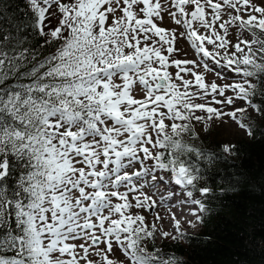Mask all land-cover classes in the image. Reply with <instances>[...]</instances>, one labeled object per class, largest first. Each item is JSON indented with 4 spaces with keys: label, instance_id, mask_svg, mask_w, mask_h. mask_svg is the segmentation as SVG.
I'll return each mask as SVG.
<instances>
[{
    "label": "snow or ice",
    "instance_id": "snow-or-ice-1",
    "mask_svg": "<svg viewBox=\"0 0 264 264\" xmlns=\"http://www.w3.org/2000/svg\"><path fill=\"white\" fill-rule=\"evenodd\" d=\"M24 3L0 0V264H184L155 247L186 233L175 213V234L147 219L144 189L174 182L202 222L199 162L219 153L184 137L225 117L254 135L242 114H264V0ZM164 12L183 31L158 26ZM179 39L198 59L174 58Z\"/></svg>",
    "mask_w": 264,
    "mask_h": 264
},
{
    "label": "trees",
    "instance_id": "trees-1",
    "mask_svg": "<svg viewBox=\"0 0 264 264\" xmlns=\"http://www.w3.org/2000/svg\"><path fill=\"white\" fill-rule=\"evenodd\" d=\"M7 2L10 13L17 6L26 7L24 0ZM248 124L254 135L235 139L233 155L219 152L217 146L223 142L212 135L210 127L198 139L184 137L196 147L219 153L213 164L199 162L202 179L197 188L211 190L202 198L206 211L195 229H182L186 233L182 239H156V248L184 264H264V114L248 117ZM189 158L196 160L191 153L185 157ZM194 195L201 198L199 192Z\"/></svg>",
    "mask_w": 264,
    "mask_h": 264
},
{
    "label": "rangeland",
    "instance_id": "rangeland-1",
    "mask_svg": "<svg viewBox=\"0 0 264 264\" xmlns=\"http://www.w3.org/2000/svg\"><path fill=\"white\" fill-rule=\"evenodd\" d=\"M160 2L162 5V8H168L169 7L170 0H160ZM256 2H258V0H256ZM172 10L174 11L175 9L173 8ZM225 18H227V17H225ZM156 22H157L158 26L164 27L165 29H178V31H183L182 28L177 26L171 20V18L167 15V12L163 13V22L162 23L159 20H157ZM260 39H262V38H260ZM175 46L177 48H179L181 51L174 58L190 59V60L191 59H198V57L194 53V50L190 47V43L187 42L186 40L179 39ZM185 53H187L186 56H185ZM169 70L174 73L177 69L171 68ZM228 75L231 76L232 73H228ZM207 80L208 81L216 80V82L218 84L231 83L232 82L230 79H218L214 73H208L207 74ZM137 92H139V89H137ZM228 94L231 95V92H229ZM241 106H243V102L237 101V107H241ZM197 114H200V113L197 112ZM248 117H256V113L251 108H249L246 113L242 114L243 121L246 124H248ZM225 119L227 120L226 124H223V125L217 127L216 122H213L209 126L211 129L212 135L217 140H220L223 143L232 144L235 141V139H238L240 137H247V133L244 129L239 128L235 122L228 119L227 117H225ZM201 128H202L201 125H199V124L196 125V131L198 133L202 132ZM136 167L138 168L139 165H137ZM132 170L133 169H128L129 172H131ZM156 187L158 188L157 190L160 191L159 196L167 197L168 199L166 202L162 203L161 200H156L154 198L155 196L157 197V194L151 193V191H150L151 188H149V187L145 188L144 191H146L149 195H152L153 199L157 201V206H156L155 211L153 213H151V214H149L148 212L144 213V215L147 217V219L149 221L155 222L157 229L173 233L175 231L174 223H173V220L171 218V213H173V209L171 207L173 205V207L177 206V209H180L179 211L183 213V214L181 213L178 216H176V218L181 221V228L183 230L195 229L197 226V223L195 222V217L192 218L189 214V209H190L191 204L179 203L180 201L185 199V196H183V190L181 189V187H180V189L177 190L178 192L176 191L177 193L175 191H172V192L176 193L175 195H170L171 194V188L169 187L168 183L167 184L157 183ZM194 197L196 198L195 195H194ZM192 207H196V206L192 205ZM157 213L162 217V219L160 221L154 220V217ZM186 217L192 219V221L195 223V227H191V226H189L188 223L185 222V220L187 219ZM187 220H190V219H187ZM159 239H161V238L159 237V235H157V240H159ZM116 256L119 257L121 260L124 259V257L120 254L119 250H117Z\"/></svg>",
    "mask_w": 264,
    "mask_h": 264
},
{
    "label": "bare ground",
    "instance_id": "bare-ground-1",
    "mask_svg": "<svg viewBox=\"0 0 264 264\" xmlns=\"http://www.w3.org/2000/svg\"><path fill=\"white\" fill-rule=\"evenodd\" d=\"M149 188H151L150 189V191H151V193H155V194H157V197L155 196L154 198L156 199V200H161L160 198L161 197H163V196H159V193H160V191H158L157 189V187H156V185H155V187L153 188V187H149ZM148 190V189H147ZM169 204V203H168ZM167 204V205H168ZM173 204V203H172ZM170 205V204H169ZM172 209H173V213H175V215L176 216H178L179 214H181L182 212H180L179 210L180 209H177V206H174L173 207V205H172V207H171ZM183 214V213H182Z\"/></svg>",
    "mask_w": 264,
    "mask_h": 264
}]
</instances>
